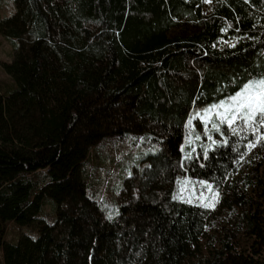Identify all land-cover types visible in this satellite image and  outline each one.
<instances>
[{
	"label": "trees",
	"instance_id": "1",
	"mask_svg": "<svg viewBox=\"0 0 264 264\" xmlns=\"http://www.w3.org/2000/svg\"><path fill=\"white\" fill-rule=\"evenodd\" d=\"M14 3L0 18L14 46L1 63L0 264H264V171L231 180V137L207 159L183 146L192 113L264 79V0ZM129 132L145 137L144 163L108 219L84 165ZM180 172L220 188L229 216L212 231L215 211L175 197ZM8 221L39 235L6 240Z\"/></svg>",
	"mask_w": 264,
	"mask_h": 264
},
{
	"label": "rangeland",
	"instance_id": "2",
	"mask_svg": "<svg viewBox=\"0 0 264 264\" xmlns=\"http://www.w3.org/2000/svg\"><path fill=\"white\" fill-rule=\"evenodd\" d=\"M207 4L208 2H205V5ZM15 10L14 0H0V18L12 15ZM13 55V43L0 34V91L12 85L9 76L2 70L1 63L11 61ZM230 98L196 110L191 114L186 124V138L183 146L186 157H200L204 156L205 148L210 149L222 144L225 136L231 137V143L238 150L240 156L237 170L230 178L236 182L237 185L242 186V181L247 173L251 174L255 168H257L259 172L264 171V138L249 151L245 147L248 141L252 139L249 131L242 132L240 128L237 127L238 135H233L232 130L228 128L227 125H221L220 131H216L212 128L214 122L219 123V119L216 116V111L218 110L212 112H208V110L213 109L214 105H218L221 102H229ZM189 121H191V123H189ZM261 131H264V129ZM197 136L200 137L199 140L196 139ZM209 136H211V139L208 138ZM245 137H247V139H245ZM144 139L145 137L142 135L129 132L122 138L101 143L92 148L88 155L86 160L87 163L84 165L87 192L105 210L108 219L115 218L119 211L120 202L127 197L124 196V192H121L124 179L136 173L144 163V161L139 160L143 151H145V147L141 143V140L143 141ZM189 141H191V143H189ZM213 141H215V143H213ZM154 150V147L149 148V151ZM126 154H130L127 155L126 158L127 164L125 163V166L117 164L118 160L123 159ZM130 156L132 157L130 158ZM184 163L185 160L183 164ZM206 185L212 186L211 192ZM214 193H218V197L215 201H212ZM220 194L221 190L214 182L190 178L183 172H180L177 176L175 197L178 200L198 203L202 206L209 202L215 204L213 208H208L215 211L216 215L215 220L207 224L208 232L212 231V229L216 227V224L220 225V223L226 219L227 215L229 216L226 210H218ZM127 195L134 197L136 194L132 189H128ZM44 209L46 212H49L52 207L46 204ZM22 235H29L36 238L39 235V231L36 226L30 224L22 225L14 221H8L6 223V240L16 242ZM201 242L204 244V238H201Z\"/></svg>",
	"mask_w": 264,
	"mask_h": 264
},
{
	"label": "snow or ice",
	"instance_id": "3",
	"mask_svg": "<svg viewBox=\"0 0 264 264\" xmlns=\"http://www.w3.org/2000/svg\"><path fill=\"white\" fill-rule=\"evenodd\" d=\"M204 2L210 3L211 0H204ZM214 110H218L216 111V116L219 119V123L214 122L212 128L220 131L221 125H227L232 130L233 135H238L237 127L242 132L249 131L252 139L248 141L245 147L250 151L264 138V131H261L264 129V79L245 85L241 92H238L230 98L229 102H221L218 105H214L213 109H209L208 112ZM208 138L211 139V136ZM196 139L199 140L200 137L197 136ZM207 157L208 148H205L204 158L207 159ZM206 187L210 192L212 191L211 185H206ZM217 197L218 193H214L212 201H215ZM214 206L215 204L212 202L204 205L206 208H213Z\"/></svg>",
	"mask_w": 264,
	"mask_h": 264
}]
</instances>
